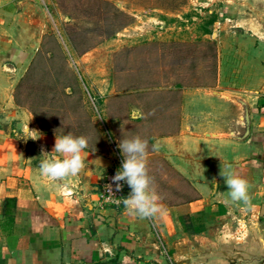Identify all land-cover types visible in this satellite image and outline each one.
I'll return each instance as SVG.
<instances>
[{
  "label": "crops",
  "instance_id": "crops-1",
  "mask_svg": "<svg viewBox=\"0 0 264 264\" xmlns=\"http://www.w3.org/2000/svg\"><path fill=\"white\" fill-rule=\"evenodd\" d=\"M27 1L0 0V264H195L199 250L234 242L229 233L239 220L246 229L237 243L264 235V27L257 20L243 16L222 31L216 76L205 82L108 90L102 120L114 135L98 123L104 146L84 149L82 171L59 182L39 175L41 149L51 153L57 133L15 100L34 47L22 35ZM27 126L40 138H20ZM136 135L148 141L161 208L151 218L124 203L98 204L107 172L123 160L119 141ZM222 167L247 180L251 206L225 202Z\"/></svg>",
  "mask_w": 264,
  "mask_h": 264
},
{
  "label": "rangeland",
  "instance_id": "rangeland-1",
  "mask_svg": "<svg viewBox=\"0 0 264 264\" xmlns=\"http://www.w3.org/2000/svg\"><path fill=\"white\" fill-rule=\"evenodd\" d=\"M26 5L23 41L34 47L21 77L31 63L34 72L20 87L19 98L35 108L44 127L73 136L76 129L87 128L80 135L85 137L98 123L103 135H114L103 121L108 90L156 91L177 81L205 82L212 76L222 31L243 16L264 12V0H28ZM72 40L90 48L81 53ZM52 52L56 56L50 60ZM63 88L67 96L60 94ZM233 241L199 250L192 263L252 264L249 252L264 246V235Z\"/></svg>",
  "mask_w": 264,
  "mask_h": 264
},
{
  "label": "clouds",
  "instance_id": "clouds-1",
  "mask_svg": "<svg viewBox=\"0 0 264 264\" xmlns=\"http://www.w3.org/2000/svg\"><path fill=\"white\" fill-rule=\"evenodd\" d=\"M29 126L25 127L20 134V138L27 140H37L40 135ZM90 138L85 136H73L67 134L58 136L56 134L55 144L51 153L46 149H41V163L39 165L40 177L48 178L51 181L63 182L70 177L77 176L84 168L82 153L89 146ZM159 143L152 145V151H159ZM118 148L123 156L122 167L112 177V184L106 185L109 194H113L112 185L116 191L123 188L121 182L126 183L131 191L124 198L123 203L126 210L141 218H151L161 211L157 201L153 178L149 175L146 165L148 155V141L139 135L131 138H124L119 141ZM221 176L227 186V204H243L251 206L249 195V185L246 179L227 172L223 169Z\"/></svg>",
  "mask_w": 264,
  "mask_h": 264
},
{
  "label": "trees",
  "instance_id": "trees-1",
  "mask_svg": "<svg viewBox=\"0 0 264 264\" xmlns=\"http://www.w3.org/2000/svg\"><path fill=\"white\" fill-rule=\"evenodd\" d=\"M118 12H119V14L124 15V17L126 16L125 13H123L122 11H118ZM214 20H215V17L213 19H211L210 22H214ZM72 43H73L75 49L80 50L81 53L86 52L90 48V47L87 46L84 49H82L80 47V45H78L74 40H72ZM210 44H211L210 47L213 50L214 49V45L212 43H210ZM55 56H56V54L54 52H52V54L49 56L48 59L51 60ZM61 56L63 57L64 62H67V59L68 58H67V55H66V53L64 51H63V53H62ZM213 57H214L215 60H214L213 68H212V71H211L212 72V76L210 78L216 76V71H217V53H216V51L213 53ZM33 72H34V63H31L30 66H29V68H28V70H27V72L25 73V75L23 77H21V79L19 80V82H18V84L16 86V89H15V100H16V102L19 105L24 106V104L22 103L21 99L19 98V89H20V87H22L23 82L27 81L32 76ZM61 93H63L66 96L68 95L66 93V88H63L60 91V94ZM28 108L33 112L35 118L37 119V121L39 122V124L41 125L42 129L45 132H55V133H57V134H59L61 136L67 135L66 133H58V132L54 131L53 129L44 127V123L38 119L39 116H38V113L36 112L35 108L32 105H30ZM86 129L87 128L76 129L75 130L76 136H80L82 133H84L85 131H87ZM91 131L92 132H91L90 135L87 134L88 135L87 137L90 138V140H89V146L87 148H89V149H99V148H102L104 146V139L102 137L101 132L97 128V125L96 124H94L92 126V130Z\"/></svg>",
  "mask_w": 264,
  "mask_h": 264
},
{
  "label": "built area",
  "instance_id": "built-area-1",
  "mask_svg": "<svg viewBox=\"0 0 264 264\" xmlns=\"http://www.w3.org/2000/svg\"><path fill=\"white\" fill-rule=\"evenodd\" d=\"M112 144L114 145L115 149H116V145L114 143V141H112ZM122 162L123 160L120 159L119 161V165L117 168L107 172L105 180L103 181V183L101 184L100 188H99V206L102 208L108 207V206H120L121 204H123V200L124 198L127 197V194L129 193V191H131L130 187L124 183L121 182L123 184V188L120 191H116L115 185H112V191L113 194H109V192L106 189V185L112 184V177L116 174V172L122 167ZM246 229L245 223L242 220H239L238 222V229H236V231L234 232H230L229 233V237L232 239H240L241 236L244 234Z\"/></svg>",
  "mask_w": 264,
  "mask_h": 264
},
{
  "label": "water",
  "instance_id": "water-1",
  "mask_svg": "<svg viewBox=\"0 0 264 264\" xmlns=\"http://www.w3.org/2000/svg\"><path fill=\"white\" fill-rule=\"evenodd\" d=\"M250 17L257 20L264 27V12L260 14L258 11H255L254 16H250ZM244 251L246 252V250L241 248V254L244 253ZM239 252L240 251H237V256L241 257V262L239 263H242V259L244 258V256H242L243 254L240 255ZM250 252H249V255H251V257L253 258L252 264H264V246L256 247L253 249V251H250Z\"/></svg>",
  "mask_w": 264,
  "mask_h": 264
}]
</instances>
